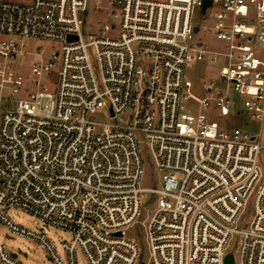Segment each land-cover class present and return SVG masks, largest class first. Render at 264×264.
<instances>
[{
  "label": "built area",
  "instance_id": "1",
  "mask_svg": "<svg viewBox=\"0 0 264 264\" xmlns=\"http://www.w3.org/2000/svg\"><path fill=\"white\" fill-rule=\"evenodd\" d=\"M29 39L61 45L25 81L8 60ZM0 58V229L53 264H264L263 145L216 119L264 116V0H0ZM199 65L220 79L203 97ZM145 207L146 247L128 234Z\"/></svg>",
  "mask_w": 264,
  "mask_h": 264
},
{
  "label": "rangeland",
  "instance_id": "2",
  "mask_svg": "<svg viewBox=\"0 0 264 264\" xmlns=\"http://www.w3.org/2000/svg\"><path fill=\"white\" fill-rule=\"evenodd\" d=\"M23 1V0H15ZM90 21L94 22L95 17H90ZM60 43L56 41L46 40V39H29L26 42L25 47H23V53L18 54L15 59H9L8 63L11 66V71L16 76H21L25 81L33 77L31 68L32 63L38 58L37 53L43 50V55L46 58L52 51L60 48ZM2 59V58H0ZM3 60V59H2ZM191 79L193 81L192 93L198 97H203L205 95L203 91V84L211 81L220 83L218 68L214 65H199L192 66L189 69ZM20 95H25L22 91ZM9 98V90L4 89L2 93V101ZM217 121L221 122L222 125L227 127L238 126L249 131L258 134L260 141L263 145L261 157L264 160V116L260 121L253 120L251 118H216ZM0 128H1V117H0ZM145 149V176L142 179V186L146 188H151L155 186V178L150 176L153 172V167L148 158V153ZM156 175V174H155ZM148 205V203H146ZM10 216L21 226L33 230H38L42 227L39 219L23 210H11ZM146 219V220H145ZM148 219L147 208L145 207L142 211L140 221L130 230L128 234L134 237L136 240L140 241L146 247L145 242V232L143 229L142 221L145 222ZM46 236L50 239L55 246L61 251L62 242L72 241L73 236L62 229L56 227H46ZM4 244L8 253L18 254L15 258L16 262L20 264H53V261L48 258L45 249L36 240L19 235L13 234L4 229H0V245ZM237 245L236 240H232L230 243V249L234 250ZM79 264H85V258L81 251L77 252ZM144 258H147V251H144ZM0 264H6L0 260Z\"/></svg>",
  "mask_w": 264,
  "mask_h": 264
},
{
  "label": "water",
  "instance_id": "3",
  "mask_svg": "<svg viewBox=\"0 0 264 264\" xmlns=\"http://www.w3.org/2000/svg\"><path fill=\"white\" fill-rule=\"evenodd\" d=\"M210 2V0H205V6H207V4ZM16 253H13V256H16ZM226 264H235L234 261V255L233 253H229L226 257Z\"/></svg>",
  "mask_w": 264,
  "mask_h": 264
}]
</instances>
